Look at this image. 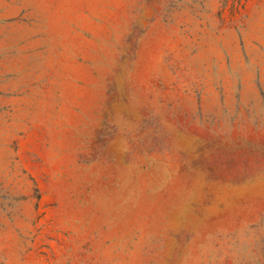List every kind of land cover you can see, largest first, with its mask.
Returning a JSON list of instances; mask_svg holds the SVG:
<instances>
[{
	"label": "rangeland",
	"instance_id": "1",
	"mask_svg": "<svg viewBox=\"0 0 264 264\" xmlns=\"http://www.w3.org/2000/svg\"><path fill=\"white\" fill-rule=\"evenodd\" d=\"M0 264H264V0H0Z\"/></svg>",
	"mask_w": 264,
	"mask_h": 264
}]
</instances>
